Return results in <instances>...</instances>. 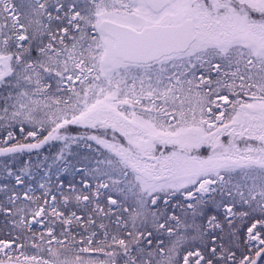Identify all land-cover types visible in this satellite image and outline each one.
I'll return each mask as SVG.
<instances>
[{
	"label": "snow or ice",
	"instance_id": "6c2138e0",
	"mask_svg": "<svg viewBox=\"0 0 264 264\" xmlns=\"http://www.w3.org/2000/svg\"><path fill=\"white\" fill-rule=\"evenodd\" d=\"M0 264H264V0H0Z\"/></svg>",
	"mask_w": 264,
	"mask_h": 264
}]
</instances>
